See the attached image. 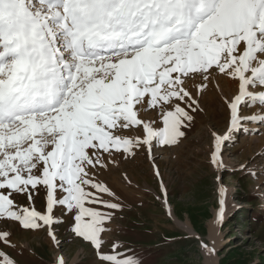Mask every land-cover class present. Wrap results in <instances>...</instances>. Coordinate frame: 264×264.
<instances>
[{"label": "snow or ice", "instance_id": "snow-or-ice-1", "mask_svg": "<svg viewBox=\"0 0 264 264\" xmlns=\"http://www.w3.org/2000/svg\"><path fill=\"white\" fill-rule=\"evenodd\" d=\"M217 76L237 87L221 94L228 132H213L220 169L228 133L246 119L264 123V113L240 115L242 105L264 109V0H0V219L46 227L59 244V206L100 264H140L119 244L102 250L122 206L93 170L144 146L151 156L154 141L178 145ZM149 110L158 122L141 118ZM131 129L142 135L123 134ZM41 187L45 211L16 204L22 194L31 205ZM0 243L13 247L11 234L0 232ZM0 264L17 262L0 250Z\"/></svg>", "mask_w": 264, "mask_h": 264}, {"label": "rangeland", "instance_id": "rangeland-1", "mask_svg": "<svg viewBox=\"0 0 264 264\" xmlns=\"http://www.w3.org/2000/svg\"><path fill=\"white\" fill-rule=\"evenodd\" d=\"M236 92L231 80L217 76L200 100L204 111L196 114L178 145L154 141L151 156L144 146L134 149L135 155L118 156V163L107 169L93 170L122 206L102 234L105 253L115 243L121 245L118 251L134 256L140 264H264V123L246 119L239 131L228 133L231 139L221 147L223 168L212 163L213 132L224 135L229 128L221 94L231 97ZM262 113L259 106L240 109L245 118ZM141 118L159 121L152 110L142 112ZM123 134L142 135L137 129ZM221 187L226 190L222 220ZM15 202L43 212L46 192L41 187L31 205L22 194L15 195ZM54 216L62 221L53 226L59 244L46 227L27 230L15 221L0 219V232H9L13 245L0 243V250L17 264H57L60 257L65 264H100L95 249L72 232L71 215L57 206ZM202 242L215 254L209 256Z\"/></svg>", "mask_w": 264, "mask_h": 264}, {"label": "bare ground", "instance_id": "bare-ground-1", "mask_svg": "<svg viewBox=\"0 0 264 264\" xmlns=\"http://www.w3.org/2000/svg\"><path fill=\"white\" fill-rule=\"evenodd\" d=\"M227 243H225L224 245H226Z\"/></svg>", "mask_w": 264, "mask_h": 264}]
</instances>
